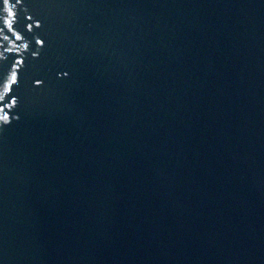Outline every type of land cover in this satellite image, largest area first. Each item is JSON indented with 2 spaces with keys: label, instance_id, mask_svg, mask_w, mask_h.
Returning <instances> with one entry per match:
<instances>
[{
  "label": "water",
  "instance_id": "obj_1",
  "mask_svg": "<svg viewBox=\"0 0 264 264\" xmlns=\"http://www.w3.org/2000/svg\"><path fill=\"white\" fill-rule=\"evenodd\" d=\"M0 264H264V0H0Z\"/></svg>",
  "mask_w": 264,
  "mask_h": 264
},
{
  "label": "snow or ice",
  "instance_id": "obj_2",
  "mask_svg": "<svg viewBox=\"0 0 264 264\" xmlns=\"http://www.w3.org/2000/svg\"><path fill=\"white\" fill-rule=\"evenodd\" d=\"M4 2H10V0H4Z\"/></svg>",
  "mask_w": 264,
  "mask_h": 264
}]
</instances>
